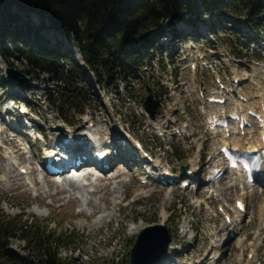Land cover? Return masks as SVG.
Returning <instances> with one entry per match:
<instances>
[{
	"label": "rangeland",
	"instance_id": "rangeland-1",
	"mask_svg": "<svg viewBox=\"0 0 264 264\" xmlns=\"http://www.w3.org/2000/svg\"><path fill=\"white\" fill-rule=\"evenodd\" d=\"M31 17L36 24L40 23L39 15L31 13ZM187 17L196 19V15ZM199 17L201 21L196 24L177 22L175 32L181 38L175 40L171 33H166L159 41L163 45L161 50L152 51L154 59L145 63L144 70L136 72L128 82H121L119 88H102L73 40L48 29L51 40L62 42V49L73 53L74 60L88 71L96 87L93 89L88 82L78 84L81 103L77 109L59 101L57 83L51 74L32 70L26 59L13 52L9 56L12 65L0 55V130L4 126L10 136L20 132L27 137L22 131L9 127L14 122L7 120L5 112L9 106L12 108L10 117H18L17 108L11 105L17 95L31 105L29 118L34 119L36 126L30 133L36 138L40 137L37 129L48 134L47 138L36 140L29 139L28 135L31 141L21 143V149L25 150L23 157L5 145L0 134L1 207L11 215L23 211L34 220L48 222L52 229L72 231L73 242L59 250L68 264H102L111 258L126 264L138 234L157 223L166 225L172 236L169 257L165 259L166 262L170 259L169 264H264V221L257 216L264 205V187L236 185L239 175L235 173H226L222 180L209 182L214 169L225 165L220 156L215 164H210L211 156L220 152L224 142L235 135L224 140L209 131L207 122L212 105L205 100L211 94L226 98L218 109H222L219 113L226 114L237 109L239 95L245 99H239L243 105L239 109L260 110L264 102V26L261 38L257 39L250 36L244 22L229 20L231 22L214 27L212 22L216 18L205 14ZM208 20L212 23L209 30ZM8 67L22 71L24 81L10 77L6 72ZM219 78L224 81V87L218 84ZM148 89L156 93L155 99L161 102L155 120L150 119L144 107ZM166 115L172 119L170 127L165 128L172 132L169 136L159 131L162 126L157 122L165 120ZM91 119L108 132L105 135L109 142V135L118 129L124 130L134 145L139 140L154 160L151 164L161 173L169 172L166 176L172 179L186 178L182 167H187L188 172L199 162L195 183L186 188H180L177 182L162 185L153 179L143 183L141 178H147L144 170L147 167L143 165V169L140 163L139 156L144 158L141 150L136 160L128 164L116 156L108 176L120 171L119 175L106 181L93 179L97 185L93 194L90 191L93 187L83 185L87 180H75L79 189L74 190L66 175L53 176L39 169L37 160L45 146L51 144L50 125L82 135L90 131ZM177 126L185 130V134L179 133L181 129H176ZM233 127L236 124H232ZM13 162L18 164L14 166ZM9 166H13L8 169L12 170L11 179H7ZM22 166L36 168L39 186L34 187L31 170L25 168L22 172ZM85 171L82 169L80 173ZM233 183L236 187H232ZM245 192L251 193V198H244L246 210L240 218L236 204ZM115 202V215L100 222L103 215L112 211L111 204ZM93 205L101 211L93 213ZM225 210L229 211L228 218ZM234 219L239 221L237 229L233 228L234 223L228 228ZM226 232L230 234L228 242ZM25 246V241L18 239L11 245L18 255H29ZM218 249L220 254L216 255ZM0 264L10 263L2 260Z\"/></svg>",
	"mask_w": 264,
	"mask_h": 264
},
{
	"label": "trees",
	"instance_id": "trees-1",
	"mask_svg": "<svg viewBox=\"0 0 264 264\" xmlns=\"http://www.w3.org/2000/svg\"><path fill=\"white\" fill-rule=\"evenodd\" d=\"M31 13L41 17L40 23L33 21ZM200 14L216 18L214 27L229 20L244 22L250 36L261 38L264 0H0V55L12 65L13 52L26 59L32 70L51 74L59 101L77 109L81 103L78 84L96 87L73 53L63 50L62 42L51 40L48 29L73 40L102 88H119L151 62L155 50L163 47L159 41L166 33L175 40L181 37L175 32L177 21L196 24ZM72 238V231L52 229L48 222L34 220L23 211L8 214L0 203V262L68 264L59 250ZM15 239L25 241L29 255H5ZM102 264L120 263L111 258Z\"/></svg>",
	"mask_w": 264,
	"mask_h": 264
},
{
	"label": "bare ground",
	"instance_id": "bare-ground-1",
	"mask_svg": "<svg viewBox=\"0 0 264 264\" xmlns=\"http://www.w3.org/2000/svg\"><path fill=\"white\" fill-rule=\"evenodd\" d=\"M240 95H242V94H240ZM237 97L238 98H237L236 103H237L238 107H237L236 110H234V112H236L241 117H243L244 119L249 121L250 122V126L242 128L241 127V121H238L236 127H233V128H229V129H227V128H225V129H218V128L211 129L210 128L211 131H212L211 133L214 136H217V135L221 136L224 140L227 139L228 135L230 137L232 135H235V137H233L232 140H230L229 142H224L222 147H224V146L232 147L233 149H235L237 151H241V152H245V151H248V150L249 151H253V152L261 151L264 148V102L262 101V105H261L260 110H258V109L256 110V113H257V115L259 117V119H258L257 117H251L248 114V110L249 109H247V110L245 109L246 113H244V111H243L244 109H239L243 105L241 104V102L239 100L240 96H237ZM211 105H212L211 106L212 111H211V115H210L211 119L215 115L222 114V113H219L222 109L218 110L221 107L220 104L212 103ZM10 109L11 108L9 107V109H7V112H10ZM171 110H173V109H171ZM230 113L231 112H227L224 116L228 117ZM167 114H169V113H167ZM166 116L167 117H166L165 120H160L159 121L157 119L158 120L157 122H160V125L162 126V127L159 126V131L163 132L165 134V136H169V135L172 134V132L168 131V130H165V128L167 129V128L170 127V123L172 122V119L170 118L169 115H166ZM211 119L207 123L208 127H211L212 125H214L212 123ZM91 121L93 122L92 119L90 120V123H91ZM33 125L36 126V124L34 123V120H33ZM10 126H11V129L13 131H19L18 129L23 130L22 126L17 128V122L16 121L14 123H10L9 127ZM187 127H190V124ZM49 128H50V133L49 134H50V138H51V144H47V145H50V147H49V149H47L46 155H49L50 153L56 152V150H55L56 147H52V145H53V143L56 140L58 142H62L61 136L64 134V133H62V129L60 127H54L53 125H50ZM176 128L177 129L178 128L181 129L180 126H177ZM75 132H76L75 130H73L72 132H69V133L67 132L68 136H74L75 139H74V141L71 144H67V145L66 144H61L60 147H61V149H66V150H73L74 149V151H65V154L66 155H69V154L75 155V151H77L76 147L79 146V144L85 145L86 151H87L85 154L88 156V159L86 161H84L83 165L85 167H83V168L86 169V171H85L84 175H82V177H80V178L84 179V180H87V183L83 184L85 187L86 186L87 187H93V189L90 190L92 194L96 192V188H97V185L94 183L93 179H95V180L99 179L100 181L101 180H105L106 181V180H109V179H114V178H116L119 175L118 172H120V171H118L117 172L118 174L117 173H113L111 176H108L109 172H104L101 169H98V168L95 167V166L99 167V165H97L96 162L93 160V158L91 156L92 151L87 150V146H92L94 148V144L95 143L91 140L92 138L96 142L95 145L102 146L101 151H105L108 154V156L110 157V161L109 162H113L118 157L122 161V163L128 164V161L136 160V158L138 157V154H137L138 153V149H137V147H135V145L133 143V140H130V139H128L126 137V135L124 133V130L118 129L116 132L115 131L112 132V134L109 135V137H111L110 138V140H111L110 142L106 139V136H108V135H105L108 132L104 131L102 128H100L99 125L93 124L90 127V131H88L86 133H82V135H76L77 133H75ZM43 133L46 134V132H44V131H43ZM179 133H182V135H183V134H185V130L181 129ZM0 134H1V140H2V142L5 145L11 147L13 149V152L17 153L19 156H21V157L24 156L25 150L21 149V143L23 141H27L28 140L26 136H22V133L20 134V132H18V134L10 136L9 130L5 129L4 126L1 128ZM25 134H28V132L25 131ZM118 134L123 136L121 140L118 139V136H117ZM81 136L84 137V138H82ZM122 144H124V145H122ZM222 147H221V149H222ZM57 148H58V152L61 153L60 148L58 146H57ZM219 156H220V158L222 160L221 151L220 152H216L214 155H212L211 158H210L209 163L210 164H215L214 161L216 160V158H219ZM139 160H140V158H139ZM217 161H218V159H217ZM193 162L194 161H192V163ZM13 164H14V166H16L18 163L15 164V162H13ZM221 164H222V162H221ZM221 164H218V166H220ZM146 165H147V167H149L148 164H146ZM196 165L198 166L199 162ZM196 165H193L192 168L190 169L192 171L191 176H188V177L184 178L183 180H188V179H192L193 178L194 182H195V179H197V177H196L197 176V166ZM11 167L13 168V166H9L7 168V172H8L7 173V179H11L12 170H8V169H11ZM22 168H27L29 171L31 170L30 172L33 175L32 179L30 177L31 182L34 185V187L35 186H39L40 185V181L36 177V168L30 167V166L29 167L22 166ZM99 168H103V165H101V167H99ZM93 169L99 170L101 172V174L99 176H96V173L94 172ZM219 169L223 170L224 167L218 168V170ZM226 169L224 170V174L220 177V180L225 178ZM79 170H81V169H79ZM154 170L157 171V169H154ZM154 173H156V172H154ZM215 173H216V170L214 169V171L212 173L213 175H211V180H213L212 178H213ZM68 179H70V178H68ZM211 180H210V182L214 183L215 180H213V181H211ZM67 182L69 183V185L74 190L79 189L76 186L77 183L75 182L74 179H70ZM260 182H264V180H260ZM238 184H245V178L242 177V176H239L237 178V181H236V185H238ZM236 185H235V183H233L232 187H236ZM252 186L253 185H249V187H252ZM249 194H251V193H249V192L243 193V195L241 196V198L238 199L237 202L245 203L244 198L250 197ZM111 205L112 206H111L110 209L112 211H110L106 215H103L102 218L100 219L101 220L100 222L104 223L105 221H107L108 218H111V217H113L115 215L116 208H117L116 207L117 206V202H115L114 205L113 204H111ZM92 208H93V213H98V212L101 211V208L98 207V209L100 208V210H97L95 205H93ZM236 208H237V211L239 213L237 216L241 218L242 215H243L242 214L243 211L238 208L237 204H236ZM258 213H260V214H257V216H259V218L264 221V205L261 206V209H260V211H258ZM225 214H226V217L228 218L229 211L225 210ZM233 223L235 224L234 227L232 226V225H234ZM238 224H239L238 219H236V220L234 219L233 222L230 225H227V227L228 228L229 227H233V228L237 229ZM225 235L227 236V242H228V240L230 238L229 232H226ZM225 235H223V236L226 237ZM219 254H220V249H218L216 251V255H219ZM167 256L169 257V253L165 254L159 261H157V264H162V263L163 264H169L170 259L167 260L168 262H166V260H165V259H167Z\"/></svg>",
	"mask_w": 264,
	"mask_h": 264
},
{
	"label": "water",
	"instance_id": "water-1",
	"mask_svg": "<svg viewBox=\"0 0 264 264\" xmlns=\"http://www.w3.org/2000/svg\"><path fill=\"white\" fill-rule=\"evenodd\" d=\"M7 74L16 78L19 81H24V73L14 67H8ZM144 106L147 113H149L152 120L156 119L159 114L161 102L157 98L156 93H152L148 89ZM187 167H182V172H186ZM172 236L167 226L162 223H157L143 228L138 234L137 239L130 250L128 264H154L159 261L165 254L168 253L171 245ZM5 255L8 257H15L18 253L11 246L5 250Z\"/></svg>",
	"mask_w": 264,
	"mask_h": 264
}]
</instances>
